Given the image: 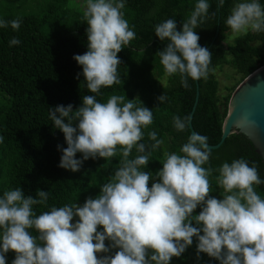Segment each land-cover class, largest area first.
Here are the masks:
<instances>
[{
	"label": "clouds",
	"instance_id": "clouds-1",
	"mask_svg": "<svg viewBox=\"0 0 264 264\" xmlns=\"http://www.w3.org/2000/svg\"><path fill=\"white\" fill-rule=\"evenodd\" d=\"M124 7L125 0H86L82 19L88 50L73 59L82 68L76 78L82 75L91 93L121 83L118 53L136 38ZM209 7L208 0H198L179 31L175 19L155 26V36L168 41L156 53L164 76L178 74L185 90L190 89V80H207L216 71L210 67L212 52L200 46L195 31L208 18ZM9 24L18 30L21 20L0 19V28ZM226 25L233 38L264 32V6L260 0H237ZM19 44L15 37L9 41L10 47ZM167 100L165 94L157 97L159 104ZM48 110L67 144L57 146L62 151L58 167L78 172L84 161L115 157L118 147L120 166L99 194L82 206L65 204L36 215L33 206L47 205L48 191L37 189L35 199L25 197L20 187L5 191L0 197V264H7L9 252L15 253L11 264H170L194 238L198 261L203 253L219 264H264V198L255 190L264 179L255 162L250 166L239 158L206 168L212 154L208 137L192 132L179 154L164 150L162 168L153 174L142 169L164 141L150 131V143L142 142L153 111L138 97L111 95L101 103L95 95H85L75 111L71 104ZM191 120L174 115L173 127L184 132ZM133 148L137 155L129 159ZM77 153L82 159H76ZM214 171L219 173L216 183L223 190L222 199L211 195L209 177ZM197 208L199 214H194Z\"/></svg>",
	"mask_w": 264,
	"mask_h": 264
},
{
	"label": "trees",
	"instance_id": "trees-1",
	"mask_svg": "<svg viewBox=\"0 0 264 264\" xmlns=\"http://www.w3.org/2000/svg\"><path fill=\"white\" fill-rule=\"evenodd\" d=\"M197 2L125 0L122 11L136 38L118 53L121 83L102 87L99 94H94L87 90L82 75L76 78L78 73H82V68L73 59L75 55H82L88 50L83 11L72 0H45L41 5L30 0H0V19L9 22L21 20L18 30H13L10 24L0 28V136L3 137L0 143V197L5 191L18 187L25 197L34 199L37 189L48 191L47 205L33 206V211L39 215L65 204L77 203L82 206L88 197L95 198L99 194L100 187L109 182L120 166L122 155L119 147L115 157L84 161L78 172L62 169L58 167L62 151L57 146L66 148L67 144L63 133L54 127L49 118V107L71 104L75 111L81 106L85 95H95L101 103H106L111 95H125L127 100L138 97L143 106L153 111V122L143 129L142 142L150 143L148 132L156 131L157 138L162 139L164 144L152 152L149 164L142 170L153 174L160 170L165 149L179 154L190 133L188 129L176 131L172 117L189 115L194 81L190 80L191 87L185 90L181 87L178 74L165 78L156 53L163 50L168 41L161 42L155 36V26L167 19H175L177 30H181L182 22L189 18ZM236 2L224 0L223 7H220L219 0H208V18L195 31L200 37V46L207 47L213 38L218 17V32L209 47L212 52L210 67L228 65L243 80L264 65V32L249 31L247 35L235 38L223 51L219 41L229 30L226 18ZM260 3L264 6V0H260ZM15 4L18 7H13ZM26 4L30 7L28 11H24L22 6ZM13 37L18 38L20 44L10 47L9 41ZM253 42L260 46H253ZM160 80H163L161 84ZM197 85L198 99L192 113L191 127L194 132L207 136L209 145H214L221 134L229 92L235 87L220 95L218 83L212 74L207 80L197 81ZM162 94L168 100L159 104L157 97ZM136 155L133 148L129 159ZM239 158L248 160L250 166L255 162L264 179V167L255 150L237 132L230 134L217 149L212 150L210 161L204 167L216 169L224 162L231 163ZM76 159H82L81 154L77 153ZM218 175L214 171L209 177L211 195L222 199L223 190L216 183ZM152 182L150 179L149 187ZM255 190L264 198V185L256 186ZM199 211L197 208L194 214H199ZM30 231L36 234L34 230ZM196 244L194 238L185 253L180 258L174 257L170 264H219V261L203 253L198 261ZM14 258L15 253H7V264H11Z\"/></svg>",
	"mask_w": 264,
	"mask_h": 264
},
{
	"label": "water",
	"instance_id": "water-1",
	"mask_svg": "<svg viewBox=\"0 0 264 264\" xmlns=\"http://www.w3.org/2000/svg\"><path fill=\"white\" fill-rule=\"evenodd\" d=\"M218 17L213 38L207 48L216 38ZM198 99V85L194 81V97L188 116L192 117ZM191 134V125L188 129ZM242 134L252 145L264 167V65L246 76L233 90L229 97L226 114L221 124L219 140L214 145H209L212 150L232 133Z\"/></svg>",
	"mask_w": 264,
	"mask_h": 264
},
{
	"label": "rangeland",
	"instance_id": "rangeland-1",
	"mask_svg": "<svg viewBox=\"0 0 264 264\" xmlns=\"http://www.w3.org/2000/svg\"><path fill=\"white\" fill-rule=\"evenodd\" d=\"M30 1L37 5H41V3H43V1L45 0H30ZM72 2L74 5H76V7H79L82 11L84 10V7L86 6V0H72ZM74 5H73V8H74ZM22 6H23L24 11H28L30 9L29 4L22 5ZM13 7H18V6L15 4L13 5ZM235 38H233V36L231 35L230 29L227 30L223 34L222 39L219 41L220 45L224 49L223 51L226 50L225 48L226 46H229L232 44V41ZM252 45L256 47L260 46L259 43H256V42H253ZM215 69H216L215 74H212V75L218 83V91L220 95H224L227 92V90L229 91L230 87H233V88L236 87L242 80L239 78V76L235 75V72L228 65L220 64ZM162 82L163 80H160V84ZM233 90H231L229 93L232 94Z\"/></svg>",
	"mask_w": 264,
	"mask_h": 264
}]
</instances>
